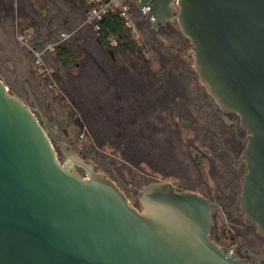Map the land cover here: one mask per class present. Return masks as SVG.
<instances>
[{"label":"water","instance_id":"1","mask_svg":"<svg viewBox=\"0 0 264 264\" xmlns=\"http://www.w3.org/2000/svg\"><path fill=\"white\" fill-rule=\"evenodd\" d=\"M144 6L154 25L175 19L199 78L239 115L248 133L241 211L264 236V0L136 1ZM42 121L0 79V264H250L211 241L203 197L153 183L137 207L62 145L61 163Z\"/></svg>","mask_w":264,"mask_h":264},{"label":"flooded vegetation","instance_id":"2","mask_svg":"<svg viewBox=\"0 0 264 264\" xmlns=\"http://www.w3.org/2000/svg\"><path fill=\"white\" fill-rule=\"evenodd\" d=\"M86 14L76 0L0 1L1 25L7 27L2 21L10 18L11 31L28 33L14 43L15 59L21 43L25 48L17 61L18 69L25 68L23 102L42 124L44 117L58 160L67 161L62 145L129 199L136 188L153 183L200 195L214 210L211 241L238 259L264 264V236L246 221L239 200L248 133L239 115L221 109L199 78L190 40L172 19L139 26L126 50L113 39L103 44L100 31L84 24ZM59 46L76 57L71 65L55 56ZM37 48L41 60L51 53L57 58L49 89L36 80ZM71 166L86 176L82 167Z\"/></svg>","mask_w":264,"mask_h":264},{"label":"rangeland","instance_id":"3","mask_svg":"<svg viewBox=\"0 0 264 264\" xmlns=\"http://www.w3.org/2000/svg\"><path fill=\"white\" fill-rule=\"evenodd\" d=\"M0 1L4 2L5 0H0ZM76 1L78 2V5L80 6L79 1L78 0H76ZM57 6H59V5L57 4ZM78 11L81 14L82 10L79 9ZM0 21H1V17H0ZM2 22L4 24H6L7 27H3L1 25L2 23L0 22V79H2L4 81V83L9 87V89L15 95H17L19 98H21L26 103V97L27 96H26V92H25V90L23 88V84H22V79L25 76V68L22 67V68L18 69V66H17V64H18L17 61L23 60L22 57H23V52H25V50H24L25 48H24L23 44L21 43V45H20L21 52L19 53L20 57H16V59H15L14 56L16 53H18V51H16L14 43H15V41H18V39L22 35L25 36L28 33H21V32L15 33L13 31H11L13 27H11L12 23H11L10 18H8V21L6 19V21H5L6 23L4 21H2ZM146 26L145 25L142 26L141 30H144L146 28ZM141 33L142 32H140V34ZM136 34H134L135 37H136ZM20 41H21V39H20ZM48 47L50 48V46H48ZM40 50H41L40 48H37L36 52H39ZM56 60H57V58L54 56L53 53H51L50 56L47 57L45 60L42 59V62H43V64H45L47 71H48V72H45V76L41 72H40L41 75H39L38 71H40V67L37 66L39 69L37 70L36 80L43 79L44 80L43 82L46 84L48 89H49L48 85L52 86L53 83H55V79H53L51 77L53 74L52 72L54 70V67H57ZM36 61H37V58H35V62ZM36 80L31 77V81L36 82ZM29 84H31V83L29 82ZM140 189L141 188H139V189L136 188L133 196L130 198V202L137 207H138V204L136 203L135 195Z\"/></svg>","mask_w":264,"mask_h":264},{"label":"built area","instance_id":"4","mask_svg":"<svg viewBox=\"0 0 264 264\" xmlns=\"http://www.w3.org/2000/svg\"><path fill=\"white\" fill-rule=\"evenodd\" d=\"M136 1L131 0V3L135 5L134 12H131V6L128 0H88L90 7L87 10L84 24L92 26L94 31L99 32V23L102 18L112 12L123 21L124 26L129 29L130 34L134 35L139 32V26H146L154 22L153 18L151 20L147 18L149 8L147 6L141 9L136 8ZM67 36L66 33H62L60 37L61 39H65ZM41 52H36V64L40 67L41 73L45 75L46 70L43 68V63L40 59Z\"/></svg>","mask_w":264,"mask_h":264},{"label":"trees","instance_id":"5","mask_svg":"<svg viewBox=\"0 0 264 264\" xmlns=\"http://www.w3.org/2000/svg\"><path fill=\"white\" fill-rule=\"evenodd\" d=\"M81 8L89 9L88 0H78ZM99 40L104 44H108L110 39H113L123 49L132 48L133 39L128 28L123 24V21L115 14H106L101 22ZM55 56L62 58L65 65H71L76 58L65 46H59L55 51Z\"/></svg>","mask_w":264,"mask_h":264}]
</instances>
